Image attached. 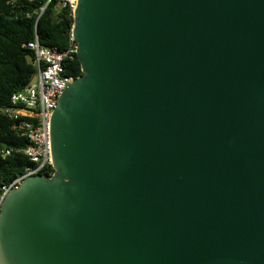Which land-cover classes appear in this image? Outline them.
<instances>
[{
  "label": "water",
  "instance_id": "water-1",
  "mask_svg": "<svg viewBox=\"0 0 264 264\" xmlns=\"http://www.w3.org/2000/svg\"><path fill=\"white\" fill-rule=\"evenodd\" d=\"M50 175L0 207V264H264V0H77ZM34 75L29 83H34Z\"/></svg>",
  "mask_w": 264,
  "mask_h": 264
},
{
  "label": "trees",
  "instance_id": "trees-1",
  "mask_svg": "<svg viewBox=\"0 0 264 264\" xmlns=\"http://www.w3.org/2000/svg\"><path fill=\"white\" fill-rule=\"evenodd\" d=\"M46 1L0 0V108L7 106L11 94L27 85L36 72L34 52L25 46L34 41L35 35L43 45H55L61 50L68 46L71 11L59 0H50L39 15ZM63 72L73 78L82 75L75 53L64 62ZM27 144L12 128L11 120L0 112V187L23 174L30 164L22 154L4 155L2 150ZM41 174L48 175L45 171Z\"/></svg>",
  "mask_w": 264,
  "mask_h": 264
},
{
  "label": "built area",
  "instance_id": "built-area-1",
  "mask_svg": "<svg viewBox=\"0 0 264 264\" xmlns=\"http://www.w3.org/2000/svg\"><path fill=\"white\" fill-rule=\"evenodd\" d=\"M49 1L47 0L40 8L39 15ZM59 2L68 5L73 14L77 0H59ZM25 46L34 52L35 81L13 92L9 104L0 108V112L11 120L12 128L28 142L25 147L5 149L2 153L22 154L30 164L26 166L23 174L8 185L0 187V207L6 193L17 187L25 177L41 174V171L47 172L48 175L52 173L49 153L50 116L64 85L73 78L64 75L63 72L64 62L71 59L72 54L75 53L76 43L71 37V32L68 46L63 50L55 45L41 44L36 35L34 41Z\"/></svg>",
  "mask_w": 264,
  "mask_h": 264
}]
</instances>
